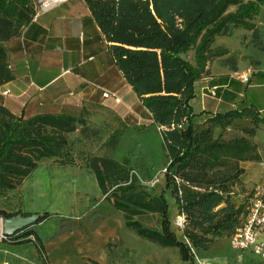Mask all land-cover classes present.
<instances>
[{
	"label": "trees",
	"instance_id": "trees-1",
	"mask_svg": "<svg viewBox=\"0 0 264 264\" xmlns=\"http://www.w3.org/2000/svg\"><path fill=\"white\" fill-rule=\"evenodd\" d=\"M84 2L109 43L115 64L151 113L152 124L161 130L169 159L164 171L165 191L173 188L175 210L165 191L154 195L140 187L127 162L92 156L89 167L105 199L125 214L128 228L164 247L178 248L181 259L194 264L193 249H205L224 235L230 237L246 215L245 200L233 201V188L240 182L244 169H237L230 176L217 171V166L228 157H260L257 146L246 137L223 141L214 136V129H224L246 117L256 125L264 124L259 109L244 99L238 100L237 93L219 87L216 97L238 101V108L216 113L207 120V127L196 130L191 104L196 97L195 85L210 74L209 60L227 52L212 50L216 37L232 35L236 28L256 31L264 0ZM35 14L33 0H0V81L13 77L7 64V42L19 36ZM189 51H194L193 61L182 56ZM86 125L83 109L77 113H40L24 118L0 105V192L17 188L46 158L64 157L62 164H73L69 136ZM248 134L253 137L255 130ZM177 177L184 182L178 185ZM148 213L159 215L158 228L135 219ZM182 213L186 215V226L180 229L174 219ZM0 215L12 216L4 211ZM51 216L45 212L36 224ZM29 228L7 237L13 239L19 233L27 238L32 235L34 239L26 241L33 242L42 262L49 264L41 237Z\"/></svg>",
	"mask_w": 264,
	"mask_h": 264
},
{
	"label": "rangeland",
	"instance_id": "rangeland-1",
	"mask_svg": "<svg viewBox=\"0 0 264 264\" xmlns=\"http://www.w3.org/2000/svg\"><path fill=\"white\" fill-rule=\"evenodd\" d=\"M33 5L36 10L40 9L41 0H33ZM260 19L264 21V10ZM260 37V28H257L253 31L257 46L261 44ZM119 105H108L94 120L83 108L87 125L85 128L79 126L69 136V155L73 164H62L64 157L42 160L21 185L0 192V211L12 215L52 214L49 219L29 228L41 237L49 264H190V261L181 259L178 248L164 247L128 228L125 214L105 199L89 167L92 156L127 162L136 173L140 187L154 195L165 191L164 171L169 159L161 130L152 127L149 121L126 124L122 117L128 109ZM201 126L204 124L198 123L196 130L203 129ZM250 130H255L253 137L248 134ZM214 136L223 141L246 137L257 146L260 156L258 160L225 158L222 160L224 164L217 166V171L233 176L237 169L243 168L244 162H250L255 163V169L264 175V124L256 125L249 118L224 129L215 127ZM165 195L175 210L173 188L166 190ZM233 201L241 203L239 192L233 195ZM3 216L0 215V227ZM135 219L153 228H158L161 222L157 213L136 216ZM23 234L10 239L0 230V264H44L34 243L26 241L34 237L27 238ZM224 241L229 242V236L215 238L203 250L212 251L213 244ZM201 250L194 249V264H216L213 256L203 259Z\"/></svg>",
	"mask_w": 264,
	"mask_h": 264
},
{
	"label": "crops",
	"instance_id": "crops-1",
	"mask_svg": "<svg viewBox=\"0 0 264 264\" xmlns=\"http://www.w3.org/2000/svg\"><path fill=\"white\" fill-rule=\"evenodd\" d=\"M263 10L264 5L256 20L262 48ZM6 46L8 69L13 77L0 81V105L12 114L28 118L40 113H77L86 108L94 120L108 105L120 104L119 107L128 109L122 117L126 124L152 123L151 113L115 64L109 43L84 0H64L42 11ZM259 46L253 30L245 28L216 37L212 50L227 52L209 60L210 74L195 85L196 97L191 103L195 128L198 123L207 127V120L216 113L238 108V101L212 96V88L223 87L237 93L238 100L244 99L264 116V50ZM182 56L193 61L194 51ZM245 76H249L247 82ZM106 91L117 93L121 102L104 98ZM151 126L158 128L155 124ZM254 164H242L245 171L233 188L242 199L255 185H264V175ZM217 243L212 251L201 250L203 259L213 256L216 264H263L253 251L235 249L230 238L229 242Z\"/></svg>",
	"mask_w": 264,
	"mask_h": 264
},
{
	"label": "built area",
	"instance_id": "built-area-1",
	"mask_svg": "<svg viewBox=\"0 0 264 264\" xmlns=\"http://www.w3.org/2000/svg\"><path fill=\"white\" fill-rule=\"evenodd\" d=\"M62 1L49 4L46 0H41V8L35 9L37 17L42 11H46L52 6L60 3ZM249 80V76H245V81ZM216 89H210V94L216 96ZM104 98H113L116 103L121 102L120 96L115 92L106 91L103 93ZM174 126V125H173ZM179 128L182 127L181 124L178 125ZM166 170V169H165ZM178 185L182 184L184 181L177 177ZM182 193V189L180 190ZM245 204L246 215L230 235V241L232 246L238 250L249 249L258 255L262 263L264 264V185L257 184L252 189H250L243 198ZM174 224L180 229L186 226V215L184 213L179 214L174 219ZM194 251V249H193ZM203 264H211L209 262H204Z\"/></svg>",
	"mask_w": 264,
	"mask_h": 264
},
{
	"label": "water",
	"instance_id": "water-1",
	"mask_svg": "<svg viewBox=\"0 0 264 264\" xmlns=\"http://www.w3.org/2000/svg\"><path fill=\"white\" fill-rule=\"evenodd\" d=\"M42 216L43 214L41 213H32L29 215L18 213L12 216H3L0 227L1 233L5 237L12 236L17 231L36 224Z\"/></svg>",
	"mask_w": 264,
	"mask_h": 264
},
{
	"label": "bare ground",
	"instance_id": "bare-ground-1",
	"mask_svg": "<svg viewBox=\"0 0 264 264\" xmlns=\"http://www.w3.org/2000/svg\"><path fill=\"white\" fill-rule=\"evenodd\" d=\"M49 4H53L59 1H64V0H46Z\"/></svg>",
	"mask_w": 264,
	"mask_h": 264
}]
</instances>
